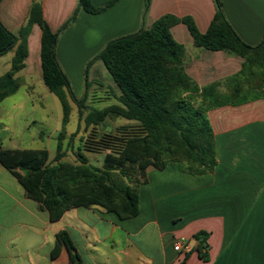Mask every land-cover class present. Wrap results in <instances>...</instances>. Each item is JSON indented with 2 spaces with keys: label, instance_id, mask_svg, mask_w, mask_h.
Returning <instances> with one entry per match:
<instances>
[{
  "label": "crops",
  "instance_id": "obj_1",
  "mask_svg": "<svg viewBox=\"0 0 264 264\" xmlns=\"http://www.w3.org/2000/svg\"><path fill=\"white\" fill-rule=\"evenodd\" d=\"M37 1L52 31L78 6L77 0ZM107 1L91 3L102 7ZM33 2L2 0L4 27L17 33L26 25ZM222 9L246 44L262 41L264 0H223ZM214 12L213 0H150L146 12L144 0H117L98 14L80 9L57 38L56 59L69 81L88 75L90 69L94 75L101 71L100 61L87 64L109 41L148 29L163 15L191 17L203 33ZM170 32L186 49L184 70L198 86L223 81L240 69L238 56L196 48L184 24L172 26ZM40 37V27L33 24L26 39L24 68L14 75L27 98L8 101L19 87L0 103V148L28 149L29 142L38 141L37 149L47 150L48 162L54 164L60 132L48 133L35 126L54 118L42 98L50 92L41 78ZM16 47L0 56V77L10 70ZM34 109L41 111V122L32 116ZM207 115L215 141L213 170L193 176L174 163L161 170L148 166L139 186L138 214L130 219L121 220L100 207L79 206L52 222L40 203L27 197L16 177L0 164V264H72L64 246L51 257L55 235L62 230L68 233L81 264H264V100L217 107ZM61 116L57 114L62 124ZM72 136L65 132L62 138V161L77 164L76 158L68 159L81 147L80 141L71 144ZM53 138L55 154L50 158L47 146ZM81 153L90 163V152ZM200 231L207 235V260L198 257L192 238ZM180 239L188 244L185 259V254L173 249Z\"/></svg>",
  "mask_w": 264,
  "mask_h": 264
},
{
  "label": "trees",
  "instance_id": "obj_2",
  "mask_svg": "<svg viewBox=\"0 0 264 264\" xmlns=\"http://www.w3.org/2000/svg\"><path fill=\"white\" fill-rule=\"evenodd\" d=\"M116 1L108 0L102 7H95L91 0H77V8L57 31H52L42 18L37 0L30 8L26 25L17 33L7 30L0 21V56L17 46L10 70L0 77V103L21 86V80L14 75L24 68L26 39L31 26L37 24L41 30V78L59 101L62 124L66 125L69 99L83 107L90 83L85 74L84 98L77 100L56 59L57 38L80 9L98 14ZM213 2L215 12L203 33L191 17L163 15L148 29L142 27L109 41L88 62L87 67L100 61L119 90L117 103L90 108L84 117L88 133L80 140V151L103 154L100 167L91 165L80 151L75 155L77 164L62 161L63 128L57 138L54 164L48 162L45 149L0 148V164L16 177L27 197L48 212L50 221L59 220L65 211L79 206L100 207L121 220L135 217L139 186L145 181L148 166L161 170L174 163L193 176L213 170L215 141L208 111L264 100V37L257 45L246 44L227 21L223 0ZM149 4L150 0H144V12ZM179 23L186 26L196 48L238 56L242 59L240 69L223 81L198 86L184 70L186 49L170 32ZM116 118L134 123L113 132L99 130L106 119ZM192 238L198 257L207 260V235L200 231ZM61 246L67 249L70 263L81 264L64 230L55 235L51 257L58 254ZM188 254L187 251L184 259Z\"/></svg>",
  "mask_w": 264,
  "mask_h": 264
},
{
  "label": "rangeland",
  "instance_id": "obj_3",
  "mask_svg": "<svg viewBox=\"0 0 264 264\" xmlns=\"http://www.w3.org/2000/svg\"><path fill=\"white\" fill-rule=\"evenodd\" d=\"M100 70L96 71L94 75H92L93 71L90 69L88 71L87 79L90 83V86L87 90V93L85 94V102L83 107L79 108V105L69 99L70 104V116L69 121L66 125L61 124V121L57 119V114L62 115V109L60 106L59 101L57 98L51 94L48 93L47 97L44 95L42 96L43 101L48 103L49 110L53 111V117L49 123L47 124H41V125H35L36 129L42 128L43 131L51 133L54 132V129H56L58 132L65 131L68 134H73L71 144L77 145L84 136L87 135V131L84 124V117L89 112L90 108H103L107 105L117 103V100L115 96L119 95V90L115 86L113 80L111 79L110 75L104 68L103 64L100 62ZM85 75L82 77H71L72 81H69L70 89L72 93L74 94L75 98L77 100L84 98L85 93ZM25 90L24 87H20L18 92L9 97L8 101L15 102V101H21L27 98L26 95H24ZM9 105V104H8ZM7 110H11L10 106H8ZM38 110V109H37ZM33 110L32 116H34L37 120V122H41L40 118L42 119V116L39 112L40 110ZM5 112V111H4ZM62 117V116H61ZM62 120V119H61ZM133 121H127L123 118H116V119H106L105 122L99 126V130L104 132H113L115 129L119 128L120 126H126L129 124H133ZM47 134V133H46ZM40 143L38 141L29 142L27 145L28 149H37L39 148ZM47 149L50 152V158L54 156L55 154V139L48 141ZM75 159V156L72 154L68 155V159ZM90 163L94 166H100L103 160V154L101 153H90Z\"/></svg>",
  "mask_w": 264,
  "mask_h": 264
},
{
  "label": "built area",
  "instance_id": "obj_4",
  "mask_svg": "<svg viewBox=\"0 0 264 264\" xmlns=\"http://www.w3.org/2000/svg\"><path fill=\"white\" fill-rule=\"evenodd\" d=\"M173 249L175 252L185 254L188 251V244L186 241L180 239L175 242Z\"/></svg>",
  "mask_w": 264,
  "mask_h": 264
}]
</instances>
